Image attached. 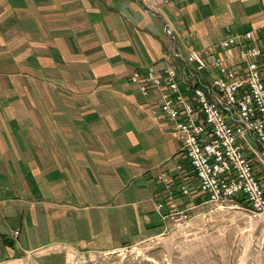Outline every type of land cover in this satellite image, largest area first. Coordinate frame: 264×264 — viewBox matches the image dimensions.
I'll list each match as a JSON object with an SVG mask.
<instances>
[{"label":"crops","instance_id":"1","mask_svg":"<svg viewBox=\"0 0 264 264\" xmlns=\"http://www.w3.org/2000/svg\"><path fill=\"white\" fill-rule=\"evenodd\" d=\"M263 20L259 0H0V264L162 233L158 175L179 187L175 167L187 162L159 107L171 92L145 73L176 66L189 97L175 54L209 62L219 41L246 31L258 46ZM173 200L184 209L207 198L177 189Z\"/></svg>","mask_w":264,"mask_h":264},{"label":"built area","instance_id":"2","mask_svg":"<svg viewBox=\"0 0 264 264\" xmlns=\"http://www.w3.org/2000/svg\"><path fill=\"white\" fill-rule=\"evenodd\" d=\"M259 3L264 17V0ZM166 33H171L170 27ZM241 36L239 43L235 36L219 41L220 51L209 62L195 49L184 57L175 54L189 68L185 81L189 97L180 90L176 66L163 68L165 78L153 66L145 73L154 88L166 84L171 92L159 107L173 122L172 134L181 140L180 153L187 162V167H175L182 181L179 187L173 175H158L164 182V194L156 209L166 222L179 219L186 223L195 207L178 208L173 200L177 189L182 195L202 193L208 202L228 200L238 207L240 197L264 222V37L255 46L249 43L252 31ZM139 78L137 70L130 75L131 82ZM140 92L146 95L149 89L140 85ZM165 206L169 209L162 213Z\"/></svg>","mask_w":264,"mask_h":264},{"label":"rangeland","instance_id":"3","mask_svg":"<svg viewBox=\"0 0 264 264\" xmlns=\"http://www.w3.org/2000/svg\"><path fill=\"white\" fill-rule=\"evenodd\" d=\"M166 224L162 233L111 252L61 250L60 257L45 256L48 262L31 253L14 264H264V222L247 206L206 201L193 207L186 223Z\"/></svg>","mask_w":264,"mask_h":264},{"label":"trees","instance_id":"4","mask_svg":"<svg viewBox=\"0 0 264 264\" xmlns=\"http://www.w3.org/2000/svg\"><path fill=\"white\" fill-rule=\"evenodd\" d=\"M237 203L241 206V207H246V203L244 202V200L242 198H237Z\"/></svg>","mask_w":264,"mask_h":264},{"label":"bare ground","instance_id":"5","mask_svg":"<svg viewBox=\"0 0 264 264\" xmlns=\"http://www.w3.org/2000/svg\"><path fill=\"white\" fill-rule=\"evenodd\" d=\"M247 208H248L249 211H251V212H253L255 214V211H253V208H249L248 206H247Z\"/></svg>","mask_w":264,"mask_h":264}]
</instances>
